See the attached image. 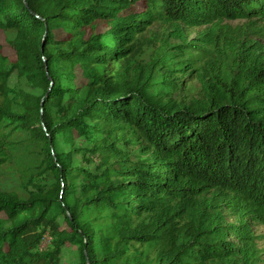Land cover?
<instances>
[{
	"label": "trees",
	"instance_id": "obj_1",
	"mask_svg": "<svg viewBox=\"0 0 264 264\" xmlns=\"http://www.w3.org/2000/svg\"><path fill=\"white\" fill-rule=\"evenodd\" d=\"M237 20L264 0H0V264H264V48ZM155 25L180 41L141 61Z\"/></svg>",
	"mask_w": 264,
	"mask_h": 264
},
{
	"label": "rangeland",
	"instance_id": "obj_2",
	"mask_svg": "<svg viewBox=\"0 0 264 264\" xmlns=\"http://www.w3.org/2000/svg\"><path fill=\"white\" fill-rule=\"evenodd\" d=\"M224 25H228L232 28L233 30V36L237 41H246V42H256L257 44L263 46L264 48V36H261L258 33H255L258 27L264 26L263 23H259L256 26L252 25L251 22L244 21V20H237V21H232V22H225ZM248 25L250 28H248ZM171 32V42L173 43H178L180 39L176 38V33L172 32V28H168L167 26H158L155 25L151 27L149 31H146L144 36V42L150 41L148 46H145L143 48V53L139 55L138 59L141 61H146L148 60V56L153 52L154 48L159 45V42L162 38V36L166 35ZM205 33V28H188L184 29L183 35L186 37L188 40H192L194 42H197L198 38L202 36ZM0 53L8 58L10 61H13L15 59V51L13 50L12 46L8 43L6 36L4 34H0ZM193 88L195 89L194 91H197L198 89V83L194 81L193 83ZM67 147H64V145L61 146V150H66ZM11 169H5L6 172H10ZM3 177H0V185L3 183ZM227 222H231L232 219L229 216L225 217ZM253 232L261 237L260 238V243H259V249L261 250L262 254L264 253V226L260 227H253ZM237 240V239H236ZM234 241V239L232 241ZM51 246V241L49 238L45 240L43 243L41 250H47ZM74 248V247H73ZM72 249V248H71ZM76 248L72 249L74 252ZM74 253L71 255L65 256L66 261L69 262L70 259ZM264 260V259H263Z\"/></svg>",
	"mask_w": 264,
	"mask_h": 264
}]
</instances>
